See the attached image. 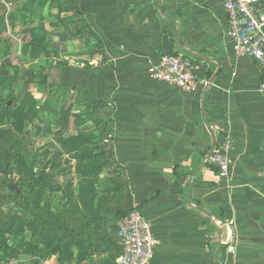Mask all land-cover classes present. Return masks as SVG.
<instances>
[{"label": "crops", "instance_id": "crops-1", "mask_svg": "<svg viewBox=\"0 0 264 264\" xmlns=\"http://www.w3.org/2000/svg\"><path fill=\"white\" fill-rule=\"evenodd\" d=\"M7 1L27 30L15 60L24 96L40 107L51 94L69 113L47 144L85 129L111 165L97 187L111 243L96 258L121 255L117 227L137 210L157 239L151 264H264V74L235 56L222 1ZM33 32L47 51L34 52ZM164 37L193 60L197 92L150 78ZM221 135L232 144L226 177L207 164Z\"/></svg>", "mask_w": 264, "mask_h": 264}, {"label": "trees", "instance_id": "trees-1", "mask_svg": "<svg viewBox=\"0 0 264 264\" xmlns=\"http://www.w3.org/2000/svg\"><path fill=\"white\" fill-rule=\"evenodd\" d=\"M39 38L43 39L33 32L31 44H35L34 52L47 51V45H43L42 42L37 43ZM12 117L10 128L14 134L25 136L34 131L40 139L52 138L54 129L61 127L64 131L69 125V113L63 107L58 108L51 94L40 107L32 95L26 94L14 108ZM53 140L58 146L53 142L48 145L54 148V158L49 160L46 156L42 169L27 163L22 157L16 158L18 167L28 178L25 184L28 188V196L21 195V198L25 197L26 208L32 214L28 226L31 225L32 229L39 230L38 233L36 232V245L27 254L37 253L39 260L56 256L57 259L67 258L71 263L77 264L85 261H89V264H115L119 256L108 255L105 258H96L100 254H107L108 250L104 247L111 243L103 227L102 209L107 201L106 193L97 189L104 182L101 181L100 174L104 169L111 167L104 157L105 152H100L101 142L97 136L85 129L80 130L77 136L54 137ZM64 155L69 159L63 160ZM72 160H75L74 165ZM62 163L69 164L73 170V173L70 172L72 177L64 182L65 186H60L62 201L67 207L63 215L69 214V217L65 218L43 207L46 196L59 190L55 180V169L61 168ZM105 183L107 188L105 191H110L113 187L109 188L111 184ZM14 220V223L7 226L10 235L11 232L15 234L13 226L21 222L19 218ZM64 233H66L65 238ZM49 235L53 239H50ZM8 241L7 233L0 231V254H5L9 249ZM53 241L57 244L51 247Z\"/></svg>", "mask_w": 264, "mask_h": 264}, {"label": "rangeland", "instance_id": "rangeland-1", "mask_svg": "<svg viewBox=\"0 0 264 264\" xmlns=\"http://www.w3.org/2000/svg\"><path fill=\"white\" fill-rule=\"evenodd\" d=\"M10 4L7 0H0V229H2L0 231L7 233L9 238L7 243L9 249L5 254H0L2 258L0 264H72L67 258L57 259L53 256L39 260L37 253L27 254L36 245V232L38 233L39 230L32 229L31 225L28 226L32 214L26 208L25 197L21 198V195L28 196V188L25 186L28 178L18 167L16 158L22 157L27 163L42 169L46 161L45 157L48 156L51 160L55 153L54 148L47 144V139H40L34 131L20 136L14 134L10 128L14 108L24 97L25 90L21 89L17 62L24 48V45L21 47V42L26 41L27 38V30L24 31L20 26L21 19L11 18L12 13L6 12L11 9L8 7ZM12 9L15 10V7ZM24 21L27 23V20ZM32 90H36V87L33 86ZM68 167L69 164L62 163L61 168L55 169V180L59 190L46 196L43 205L46 210L51 209L54 214L59 217L62 215L63 218L69 217V214L63 215L67 207L62 201L60 186H65L64 182L72 177L73 170ZM16 218L21 222L13 226L15 234L11 232L10 235L7 226L14 223ZM64 234L65 238L66 233ZM49 238L53 239L50 235ZM55 243L57 244L56 241L51 242V247L55 246Z\"/></svg>", "mask_w": 264, "mask_h": 264}, {"label": "built area", "instance_id": "built-area-1", "mask_svg": "<svg viewBox=\"0 0 264 264\" xmlns=\"http://www.w3.org/2000/svg\"><path fill=\"white\" fill-rule=\"evenodd\" d=\"M227 13V37L237 58L254 62L264 74V7L263 0H221ZM150 78L185 93H195L201 85L193 60L175 54L164 55L159 64L148 69ZM264 97V81L260 86ZM231 141L216 147L207 164L228 176L233 165ZM121 255L115 264H151L157 239L152 224L137 210H131L117 227Z\"/></svg>", "mask_w": 264, "mask_h": 264}, {"label": "water", "instance_id": "water-1", "mask_svg": "<svg viewBox=\"0 0 264 264\" xmlns=\"http://www.w3.org/2000/svg\"><path fill=\"white\" fill-rule=\"evenodd\" d=\"M163 50H164L166 55L174 56L176 54L174 51V48L170 44L167 37L163 38ZM213 138H214V143H213V150H214L216 148L217 144L222 145L224 143V140L226 137H225V135H221L218 138L213 136Z\"/></svg>", "mask_w": 264, "mask_h": 264}]
</instances>
